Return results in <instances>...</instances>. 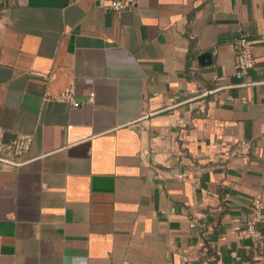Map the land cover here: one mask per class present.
Segmentation results:
<instances>
[{
  "label": "crops",
  "instance_id": "0c3cea01",
  "mask_svg": "<svg viewBox=\"0 0 264 264\" xmlns=\"http://www.w3.org/2000/svg\"><path fill=\"white\" fill-rule=\"evenodd\" d=\"M123 1L0 0V264H264V0Z\"/></svg>",
  "mask_w": 264,
  "mask_h": 264
},
{
  "label": "built area",
  "instance_id": "2783aa9c",
  "mask_svg": "<svg viewBox=\"0 0 264 264\" xmlns=\"http://www.w3.org/2000/svg\"><path fill=\"white\" fill-rule=\"evenodd\" d=\"M107 9L121 13L127 8L123 0H109ZM235 67L236 75L239 78H246L255 67L254 55L246 35L240 36L235 42ZM252 84V82L250 83ZM249 84V85H250ZM209 94V91L203 92V95ZM56 99L64 101L73 107H80L82 103L76 98L75 89L70 86L65 92ZM33 138L29 135L17 137L9 147L11 158L0 156V162L12 166H20L25 161L32 146ZM252 146L247 140H240L238 143V156H248L251 153ZM264 222V202L261 198H254L249 207L248 218L239 235L243 240L251 242L256 247H264V231L261 224Z\"/></svg>",
  "mask_w": 264,
  "mask_h": 264
}]
</instances>
